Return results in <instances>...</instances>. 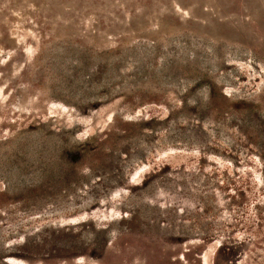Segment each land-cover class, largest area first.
I'll return each mask as SVG.
<instances>
[{"label":"rangeland","instance_id":"1","mask_svg":"<svg viewBox=\"0 0 264 264\" xmlns=\"http://www.w3.org/2000/svg\"><path fill=\"white\" fill-rule=\"evenodd\" d=\"M0 264H264V0H0Z\"/></svg>","mask_w":264,"mask_h":264}]
</instances>
